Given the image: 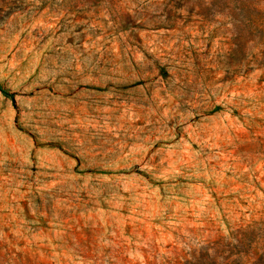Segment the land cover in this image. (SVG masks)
Instances as JSON below:
<instances>
[{
    "label": "rangeland",
    "instance_id": "1",
    "mask_svg": "<svg viewBox=\"0 0 264 264\" xmlns=\"http://www.w3.org/2000/svg\"><path fill=\"white\" fill-rule=\"evenodd\" d=\"M0 264H264V0H0Z\"/></svg>",
    "mask_w": 264,
    "mask_h": 264
},
{
    "label": "trees",
    "instance_id": "2",
    "mask_svg": "<svg viewBox=\"0 0 264 264\" xmlns=\"http://www.w3.org/2000/svg\"><path fill=\"white\" fill-rule=\"evenodd\" d=\"M0 90L2 91V94H3L5 97H7V98H9V99H11V100H14V95H12V94L8 93L7 91L1 89V86H0Z\"/></svg>",
    "mask_w": 264,
    "mask_h": 264
}]
</instances>
